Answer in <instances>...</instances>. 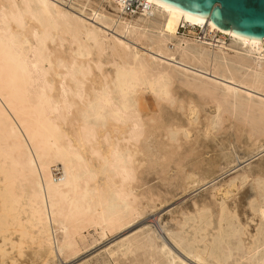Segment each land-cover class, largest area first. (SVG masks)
Returning a JSON list of instances; mask_svg holds the SVG:
<instances>
[{"label": "bare ground", "instance_id": "6f19581e", "mask_svg": "<svg viewBox=\"0 0 264 264\" xmlns=\"http://www.w3.org/2000/svg\"><path fill=\"white\" fill-rule=\"evenodd\" d=\"M54 1L0 0V264L66 260L80 229L106 234L127 226L148 207L139 191L132 195L147 170L171 172L175 188L184 193L233 173L208 187L206 197L193 200L188 210L168 212L160 225L173 247L145 226L110 256L139 261L141 250L139 264H264V159L245 164L264 151V125L230 118L242 109L264 116V109L239 102L234 86L258 90L264 67L227 51L240 48L261 58L264 38H244L150 0H139L142 15L120 28L72 5L77 15L168 59L175 66L170 72L154 62L157 55L107 37L59 7L62 0ZM128 1L114 0V6L126 11ZM180 25H209L230 45L223 49L182 38L169 51L167 40L155 44L127 28L173 37ZM187 73H209L234 85L221 88L218 97L217 85L189 84L183 80ZM144 90L165 101L157 118L142 109ZM200 98L214 104L210 113ZM246 186L253 194L239 211L227 200Z\"/></svg>", "mask_w": 264, "mask_h": 264}, {"label": "rangeland", "instance_id": "374dc122", "mask_svg": "<svg viewBox=\"0 0 264 264\" xmlns=\"http://www.w3.org/2000/svg\"><path fill=\"white\" fill-rule=\"evenodd\" d=\"M50 1V0H49ZM54 0H51L53 2ZM55 2V1H54ZM78 2L80 4H78ZM58 3L59 7L67 11L68 13L74 15L75 17L82 18L83 20H86V22L91 26H94L98 30H100V33L105 34L107 37H113L119 41H122V43H125L130 49H135L139 51L142 54L147 55H157L158 57H155L156 59L154 62L159 63L162 67L169 68L170 72H174L175 66L173 63H170L165 58H163L159 53H152V51L147 50L144 45H141L140 43H136L129 39L126 35L123 36V34L117 33L114 28H108L101 23L95 21L90 16H83V15H77L76 11L73 9V6H78L83 9L86 14H95L97 13V16H102L104 19H106L108 22L115 23V28H120L119 25L124 26V22H133L137 19L139 15H142V8L139 6L138 11L130 12V11H121L120 9L115 8L114 6V0H77L74 2V0H62L56 2ZM71 5V6H70ZM100 27V28H99ZM182 26H177L174 32V36L170 37L169 34L166 31H160V30H150V29H142L138 27H131L128 26V29H133L136 34L145 40H148L152 43H159L162 45V41L165 39L166 46L169 51H173L174 44H176L178 41H180L182 38L188 39V40H195L193 37L195 29H192L191 27L186 26V32L179 31ZM105 29V30H103ZM104 31V32H103ZM128 38V39H127ZM125 41V42H124ZM144 42V40H143ZM182 46L183 44L179 42ZM229 39L226 36V42L224 44H220L221 48L226 49V46H229ZM219 46V45H218ZM228 52L231 54H239L246 56L254 61V63L260 67H264V52L262 54L261 58H258L255 55L248 54L244 51H242L240 48H234L230 47L227 48ZM149 52H147V51ZM145 52V53H144ZM160 56V57H159ZM160 58V59H159ZM106 70L109 69V67L105 68ZM177 71H181L180 68H176ZM188 76L184 77L183 80L187 81L189 84H196L200 85L201 82H208L217 85L215 88V94L218 97L223 96V92L221 88H225L226 86L234 85L231 82H227L225 79H218L214 80L210 76L209 73L205 75H194L192 73H187ZM205 76V77H204ZM237 78H243L245 76L244 71H241L240 74H236ZM210 77V78H209ZM182 78L177 77L176 83L179 84L181 82ZM201 81V82H200ZM222 82V83H221ZM229 84H225V83ZM225 85V86H224ZM235 88L238 91V101L241 102L243 105H249L251 108H259L264 109V79L259 86L258 90H253L247 88L243 85H234ZM208 88L212 89V86H208ZM243 89V90H242ZM250 92V98L246 96V92ZM183 91H186L185 88H183ZM192 93H196L194 91H191ZM177 95L181 99H187L186 94L182 95L179 94L180 92L173 91V95ZM253 94V95H251ZM247 99H250V101H247ZM140 100L142 103V109L147 114L149 118H157L158 114L160 113V108H162L165 105V101L160 99L158 96L153 94L150 90H144L142 94L140 95ZM199 103L204 104L205 103V109L206 113H210V108L213 107V103L210 101V99L200 98ZM260 103V104H259ZM246 111L244 109L237 110L236 113H234L230 118L236 119L239 122H243L246 120V118H249L252 122L255 124L264 125V116H249L247 115ZM201 121L204 120V117L200 115ZM226 125V124H225ZM200 128V127H198ZM222 134L223 131H218V134ZM210 151V150H208ZM212 155L211 152L206 155L210 156ZM264 159V151L260 153L258 156L253 158L250 162L245 163L246 165L249 163H256L259 160ZM244 164V166H245ZM243 166V165H242ZM148 171V172H147ZM145 174L142 176V180L136 181L133 185L132 195L136 196V192L139 191L141 193V198L143 199V202L147 203L148 207L145 208V213L141 217L134 216L132 218V221L119 231H115L113 233L102 234L99 230H95L93 227L88 228H82L79 230V236L76 238L74 247L72 250L67 254L66 260H62L61 258L58 260L56 259L54 262H48L45 264H139L136 262L141 261L142 254H144V251H138L137 252V258H139L135 261L134 258H130V256L122 257L118 254V256H110L109 252L113 249H116V245H118L121 241L124 240V238H128L133 234H136L141 228H144L145 226H151L156 231L160 232L161 236H163V240L169 244L170 247H173L171 242L165 237V234L161 231V223H165L169 218V213L171 211H185L188 210L193 200H199L203 197H206L205 190L210 187L213 184L221 182L223 179L229 178L230 175L233 173H228L224 176L218 177L215 182L205 186V187H199L197 189H194L192 191H186L181 192L176 189L177 182L174 180V176L171 172L167 173H156L154 171L147 170ZM154 172V173H153ZM157 175H156V174ZM172 174V175H171ZM166 175V176H165ZM176 183V184H175ZM180 192V193H179ZM252 190L249 186L244 187L237 195L236 197L229 196L227 202L233 205H237L240 207L246 203L248 198L252 197ZM235 203V204H234ZM152 205L154 208H150L149 206ZM242 208V207H241ZM100 234L105 236H100ZM164 234V235H163ZM115 251V250H113ZM142 253V254H141ZM141 255V258H140ZM114 257V258H113ZM118 257V258H117ZM121 257V259H120ZM28 258V259H27ZM26 260L29 261L31 257H27ZM127 258V259H126ZM129 258V259H128ZM134 260V261H133Z\"/></svg>", "mask_w": 264, "mask_h": 264}, {"label": "water", "instance_id": "95a60500", "mask_svg": "<svg viewBox=\"0 0 264 264\" xmlns=\"http://www.w3.org/2000/svg\"><path fill=\"white\" fill-rule=\"evenodd\" d=\"M197 21L210 23L238 36L264 38V0H150Z\"/></svg>", "mask_w": 264, "mask_h": 264}, {"label": "built area", "instance_id": "2783aa9c", "mask_svg": "<svg viewBox=\"0 0 264 264\" xmlns=\"http://www.w3.org/2000/svg\"><path fill=\"white\" fill-rule=\"evenodd\" d=\"M139 6V0H131L127 2L126 10L130 12L138 11ZM179 31L186 32L187 30L182 26ZM193 37L197 42L209 46H218L226 42V36L216 29H211L209 25L195 29Z\"/></svg>", "mask_w": 264, "mask_h": 264}]
</instances>
